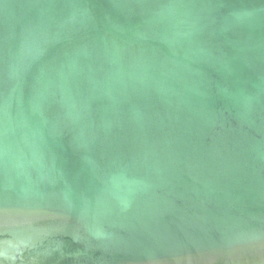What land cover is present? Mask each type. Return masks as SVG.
Wrapping results in <instances>:
<instances>
[{
	"label": "water",
	"instance_id": "95a60500",
	"mask_svg": "<svg viewBox=\"0 0 264 264\" xmlns=\"http://www.w3.org/2000/svg\"><path fill=\"white\" fill-rule=\"evenodd\" d=\"M0 264H264V0H0Z\"/></svg>",
	"mask_w": 264,
	"mask_h": 264
}]
</instances>
